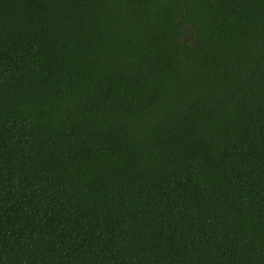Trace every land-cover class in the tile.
<instances>
[{"label":"trees","instance_id":"trees-1","mask_svg":"<svg viewBox=\"0 0 264 264\" xmlns=\"http://www.w3.org/2000/svg\"><path fill=\"white\" fill-rule=\"evenodd\" d=\"M0 264H264V0H0Z\"/></svg>","mask_w":264,"mask_h":264}]
</instances>
